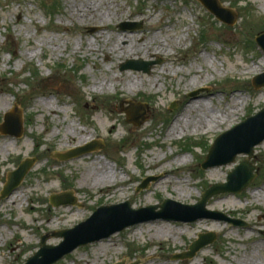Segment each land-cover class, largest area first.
<instances>
[{"label": "rangeland", "instance_id": "obj_1", "mask_svg": "<svg viewBox=\"0 0 264 264\" xmlns=\"http://www.w3.org/2000/svg\"><path fill=\"white\" fill-rule=\"evenodd\" d=\"M87 2L105 23L74 14ZM219 2L237 14L233 26L198 0H0V125L17 106L24 130L19 139L0 134V264H26L40 251L43 236L47 246L58 247L64 239L57 233L74 229L103 207L130 202L138 211L167 200L195 206L213 185L227 183L246 155L208 170L201 165L217 137L264 109V88L252 86L264 73V54L255 43L264 33V0ZM126 23L141 27L124 31ZM119 36H127L122 47L133 37L141 52L102 51L113 49ZM159 60L149 74L121 71L129 61ZM114 78L121 80L115 86ZM132 79L143 85L131 89ZM103 82L107 87L101 89ZM198 90L205 92L190 97ZM189 101H201L205 108L188 112ZM132 103L147 105L139 126L128 121ZM112 115L118 129L110 135L106 124ZM176 122L180 125L169 139ZM87 133L93 139L82 146L101 141L103 149L68 161L58 158L81 147ZM100 157L126 182L117 188L125 189L124 195L118 192L111 202L90 184L84 187L83 171L76 170L95 166ZM27 159L36 164L16 191L21 197L13 200V193L2 199L9 174ZM250 162L256 178L246 190L215 195L207 203V210L247 227L213 219L149 221L80 247L56 264H264V199L255 196L264 190V142ZM148 177L157 181L138 192ZM65 193H72L77 205L53 207L51 197ZM127 215L115 220L130 221ZM208 233L216 236L213 244L193 259H174Z\"/></svg>", "mask_w": 264, "mask_h": 264}, {"label": "water", "instance_id": "obj_2", "mask_svg": "<svg viewBox=\"0 0 264 264\" xmlns=\"http://www.w3.org/2000/svg\"><path fill=\"white\" fill-rule=\"evenodd\" d=\"M212 14L220 21L233 26L237 22V14L230 9L223 8L219 0H199ZM137 25L126 23L122 25L124 30H133ZM256 42L264 52V33L260 34ZM162 61L144 62V61H129L121 67V71L136 70L149 74L153 67L160 64ZM253 86L256 90L264 88V73L253 79ZM201 91L192 94L197 97ZM173 106L172 109L175 108ZM146 104L132 103V107L127 111L128 121L139 126L143 123L141 119L144 114ZM0 134L10 135L20 138L24 134L22 111L14 109L11 113L5 116L4 123L0 125ZM264 142V109L257 115L249 117L247 120L236 126L230 131L222 134L217 138L214 145L210 149L205 163L201 165L204 170L214 167L233 163L238 155H247L248 158L241 163L236 170L229 174L228 182L224 184L213 185L206 193L203 194L201 201L195 206H184L170 200L165 201L160 206H153L138 211L132 210L130 202L113 206L103 207L96 211L94 215L86 222L81 223L72 230L62 231L56 234L64 241L58 247L46 245L47 237L42 239V249L33 258L28 260L27 264H56L65 256L73 253L79 247H84L89 244L107 239L112 235L124 231L125 229L135 226L140 223L154 221L158 219L168 221L196 222L200 219L223 220L236 226L243 225L240 221L230 219L229 217L207 210V203L215 195L224 193H242L255 180L256 175L253 174L255 167L252 166L250 160L254 158L255 147ZM103 145L93 143L84 148H79L75 151L62 156L63 160L73 159L82 155L88 154L98 148H103ZM35 160H26L21 164L19 169L9 174L8 182L2 192V198H8L24 181L26 175L33 168ZM157 181L156 178L150 177L147 179L138 191L146 190L152 182ZM52 205L60 207L63 205H76V200L71 193L54 196L51 199ZM177 207L184 213L177 214L171 208ZM161 208L160 212H156ZM127 212L130 221L123 219L115 220L116 216ZM190 213H193L190 215ZM216 240L214 234L200 235L199 240L194 242L190 247L189 252L176 256L177 260L193 259L196 254L204 247L213 244ZM124 264V263H118ZM139 264V263H134Z\"/></svg>", "mask_w": 264, "mask_h": 264}, {"label": "bare ground", "instance_id": "obj_3", "mask_svg": "<svg viewBox=\"0 0 264 264\" xmlns=\"http://www.w3.org/2000/svg\"><path fill=\"white\" fill-rule=\"evenodd\" d=\"M90 2V1H89ZM87 2L85 5H83V7L77 8L74 14H78L80 16H90V18L94 17V19H97L98 22L100 23H105L106 19L105 17H103L101 14H99V10L97 9L96 6H94L92 3ZM127 39V36H119L118 39H116L115 41V47L113 49H106L103 48L102 51L106 52L107 54L111 55V54H118V52L121 51V54H118V56H125V55H136L139 54L141 52V49L134 44L133 41V37H128L131 39V42L129 44H127V46L123 47L121 46V40L123 41L124 39ZM178 42H180V39L177 40V44ZM120 44V45H119ZM159 51H157L158 53H160V49L158 48ZM91 51H93V49H91ZM182 71V69H176L174 70V73H178ZM166 73V72H165ZM176 75V74H175ZM121 80L119 78H114L112 80L113 85L115 86L118 82H120ZM142 84L143 82L140 80H136V79H132L129 82H127V85L132 89L140 87L139 85ZM99 88L104 89L105 87H107V83H99L98 84ZM46 102H44L43 104H45ZM48 104V103H47ZM188 112H193V111H197L199 109H204L205 105L201 102V101H189L188 102ZM113 113V111H112ZM180 122V121H179ZM177 124L174 125L171 130L169 131V139H172L173 135L177 132V125L180 123L176 122ZM190 124V122L187 123L186 126H188ZM106 127L109 129V134L111 135L117 128V120L116 118H114V115L109 117V122L106 124ZM70 138H75V136L73 134H69ZM110 137V136H108ZM93 139V135L90 133H87V135H85L83 137V139L78 143L79 146H82L83 144L91 141ZM100 155H98L99 157ZM96 157V156H95ZM183 163H186V161H183ZM153 167L158 168L157 164L154 165ZM76 170H82L83 172L81 173L82 176V185L84 187H87L88 184H90V186L93 189L98 190L99 192H101L102 194V199H104L106 202H111L114 200H117V193L121 192L122 195H124V193L126 192L125 189L121 188L120 190H118L117 188L120 185H126V182L119 178L117 176L118 173V168L112 166L111 164H109L108 162L105 161V159H102L101 157L96 159V165H91V166H86L84 168H81L80 166L76 167ZM164 174L166 175V177H169L171 175V172L168 171H164ZM162 184V183H160ZM83 186H81L78 190L81 191L83 190ZM255 196H258L262 199H264V190L263 193H255ZM21 197V195L19 194V192H16L12 195L13 200L15 199H19ZM165 227H161L162 230H164ZM160 232V231H157ZM221 233H224V231H221ZM171 235V233H169ZM185 231H181L180 235H184Z\"/></svg>", "mask_w": 264, "mask_h": 264}]
</instances>
